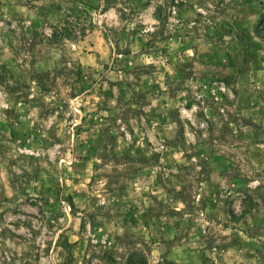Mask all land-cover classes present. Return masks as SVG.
<instances>
[{
    "label": "rangeland",
    "instance_id": "rangeland-1",
    "mask_svg": "<svg viewBox=\"0 0 264 264\" xmlns=\"http://www.w3.org/2000/svg\"><path fill=\"white\" fill-rule=\"evenodd\" d=\"M130 253L264 264V0H0V264Z\"/></svg>",
    "mask_w": 264,
    "mask_h": 264
},
{
    "label": "trees",
    "instance_id": "trees-1",
    "mask_svg": "<svg viewBox=\"0 0 264 264\" xmlns=\"http://www.w3.org/2000/svg\"><path fill=\"white\" fill-rule=\"evenodd\" d=\"M66 30V29H64ZM126 264H147L142 255L130 253L126 259ZM163 264H166L165 262Z\"/></svg>",
    "mask_w": 264,
    "mask_h": 264
}]
</instances>
